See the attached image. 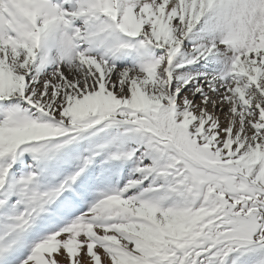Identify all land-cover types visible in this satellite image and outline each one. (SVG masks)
<instances>
[{
  "label": "snow or ice",
  "instance_id": "obj_1",
  "mask_svg": "<svg viewBox=\"0 0 264 264\" xmlns=\"http://www.w3.org/2000/svg\"><path fill=\"white\" fill-rule=\"evenodd\" d=\"M0 264H264V0H0Z\"/></svg>",
  "mask_w": 264,
  "mask_h": 264
}]
</instances>
